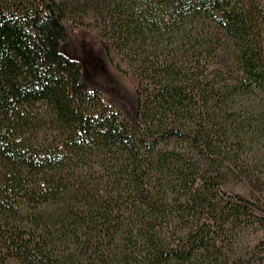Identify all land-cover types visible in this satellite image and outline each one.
<instances>
[{
    "label": "trees",
    "instance_id": "1",
    "mask_svg": "<svg viewBox=\"0 0 264 264\" xmlns=\"http://www.w3.org/2000/svg\"><path fill=\"white\" fill-rule=\"evenodd\" d=\"M88 10L133 115L68 52ZM232 180L252 199L224 201ZM255 225L264 0H0V264H264Z\"/></svg>",
    "mask_w": 264,
    "mask_h": 264
},
{
    "label": "rangeland",
    "instance_id": "2",
    "mask_svg": "<svg viewBox=\"0 0 264 264\" xmlns=\"http://www.w3.org/2000/svg\"><path fill=\"white\" fill-rule=\"evenodd\" d=\"M81 25L73 31V45L68 47V52L84 58V49L90 51L92 67L89 69L84 81L94 84L102 93L103 99L115 106L124 115H133L135 112V100L140 80L133 74V70L121 56L114 53V61L106 58L103 47V26L96 12L88 10L81 13ZM120 65L119 69L116 65ZM220 197L224 201H230L232 197L240 195L246 199H252L249 189L239 180H232L223 185ZM264 228L254 226L248 233V242L252 245L257 239L264 236ZM4 264H20L15 259H8Z\"/></svg>",
    "mask_w": 264,
    "mask_h": 264
},
{
    "label": "flooded vegetation",
    "instance_id": "3",
    "mask_svg": "<svg viewBox=\"0 0 264 264\" xmlns=\"http://www.w3.org/2000/svg\"><path fill=\"white\" fill-rule=\"evenodd\" d=\"M83 55H84V52H83Z\"/></svg>",
    "mask_w": 264,
    "mask_h": 264
}]
</instances>
